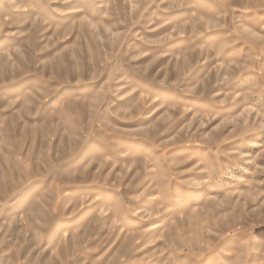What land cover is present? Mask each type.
<instances>
[{
	"label": "rangeland",
	"instance_id": "374dc122",
	"mask_svg": "<svg viewBox=\"0 0 264 264\" xmlns=\"http://www.w3.org/2000/svg\"><path fill=\"white\" fill-rule=\"evenodd\" d=\"M0 264H264V0H0Z\"/></svg>",
	"mask_w": 264,
	"mask_h": 264
}]
</instances>
